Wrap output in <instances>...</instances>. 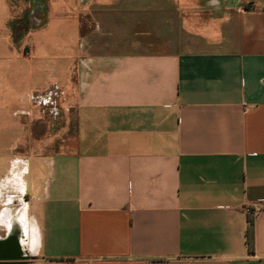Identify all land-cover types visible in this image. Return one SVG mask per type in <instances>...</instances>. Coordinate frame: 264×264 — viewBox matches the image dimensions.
<instances>
[{
  "label": "crops",
  "instance_id": "obj_1",
  "mask_svg": "<svg viewBox=\"0 0 264 264\" xmlns=\"http://www.w3.org/2000/svg\"><path fill=\"white\" fill-rule=\"evenodd\" d=\"M0 264H264V0H0Z\"/></svg>",
  "mask_w": 264,
  "mask_h": 264
},
{
  "label": "trees",
  "instance_id": "obj_2",
  "mask_svg": "<svg viewBox=\"0 0 264 264\" xmlns=\"http://www.w3.org/2000/svg\"><path fill=\"white\" fill-rule=\"evenodd\" d=\"M24 24H25L24 19H19L14 22V27L16 26V28L19 29L17 33H14L16 39H20L21 36L24 34L21 33L22 32L21 29L24 28ZM246 241L249 250L253 252L255 246V227H254V219L252 216H249V225L246 232Z\"/></svg>",
  "mask_w": 264,
  "mask_h": 264
},
{
  "label": "built area",
  "instance_id": "obj_3",
  "mask_svg": "<svg viewBox=\"0 0 264 264\" xmlns=\"http://www.w3.org/2000/svg\"><path fill=\"white\" fill-rule=\"evenodd\" d=\"M262 204L261 203H257L253 206L254 212H257L261 209Z\"/></svg>",
  "mask_w": 264,
  "mask_h": 264
},
{
  "label": "rangeland",
  "instance_id": "obj_4",
  "mask_svg": "<svg viewBox=\"0 0 264 264\" xmlns=\"http://www.w3.org/2000/svg\"><path fill=\"white\" fill-rule=\"evenodd\" d=\"M15 40H16V38H15Z\"/></svg>",
  "mask_w": 264,
  "mask_h": 264
}]
</instances>
